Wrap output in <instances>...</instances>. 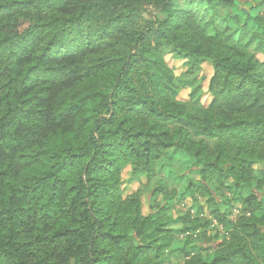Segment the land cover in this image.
<instances>
[{"label": "trees", "instance_id": "16d2710c", "mask_svg": "<svg viewBox=\"0 0 264 264\" xmlns=\"http://www.w3.org/2000/svg\"><path fill=\"white\" fill-rule=\"evenodd\" d=\"M200 1L0 0V264H264V6Z\"/></svg>", "mask_w": 264, "mask_h": 264}, {"label": "rangeland", "instance_id": "374dc122", "mask_svg": "<svg viewBox=\"0 0 264 264\" xmlns=\"http://www.w3.org/2000/svg\"><path fill=\"white\" fill-rule=\"evenodd\" d=\"M183 9H187V10H191L195 13L198 21L200 23H205L209 20V17L211 16V11L207 9V6L205 3H203L200 0H176ZM240 5L245 6L246 11H249L251 9L250 6L247 5H252V6H258V5H263L264 6V0H239ZM249 52L251 54H253L255 56L256 59H258L261 63L262 66L259 68V71L257 72L258 76H263L264 75V53L262 51H258L255 49L254 46H252L249 49ZM168 61L171 64V66L175 69V72L177 74H181L182 72H184L186 69H188L187 65L185 64V62L181 59H177L172 55H168ZM213 72V68L211 65L209 64H203L201 70L199 71L197 77L198 79H200L201 77H204L202 80V88L204 91L207 90L208 87V82H209V78L211 76ZM197 74V73H196ZM189 89H183L180 95V98L182 99H187L189 97ZM206 93V92H205ZM210 96L206 93L204 94L202 101L205 103H207L209 101ZM163 162L161 164H159L160 167H158V177L159 178H168L169 177V167L167 166V161L166 159L162 160ZM192 163L189 162L185 157L178 156V158L175 160L172 169L175 172H185L187 170L188 167H190ZM129 172H125V177L128 178L129 177ZM145 182V180L143 179V183ZM154 182V179L151 181V183ZM145 189L144 184L137 182L135 180L132 181H127L125 189L126 192H131V191H135L136 189ZM146 191H144V194L146 197ZM147 202L145 201V209L147 210ZM190 211L193 215H196L198 213H200L199 209L197 208V206H194L193 202L191 199H185L181 202H179V204L176 205L175 209H173L171 211L172 215L178 214V213H186ZM202 213H205L202 212ZM201 215H204L202 214ZM239 215V211H238V206H233L232 207V216H237ZM213 225H211V229L209 231V233H211L212 235L214 233H216L217 231L219 232V238L218 241H222L223 237L225 236L226 233V229L223 225L218 224L217 222L213 221ZM174 257V256H173ZM176 260L180 259L178 258H174Z\"/></svg>", "mask_w": 264, "mask_h": 264}, {"label": "water", "instance_id": "95a60500", "mask_svg": "<svg viewBox=\"0 0 264 264\" xmlns=\"http://www.w3.org/2000/svg\"><path fill=\"white\" fill-rule=\"evenodd\" d=\"M245 10V9H244ZM246 11V10H245Z\"/></svg>", "mask_w": 264, "mask_h": 264}]
</instances>
